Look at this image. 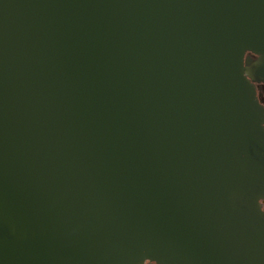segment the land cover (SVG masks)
Listing matches in <instances>:
<instances>
[{
    "label": "water",
    "instance_id": "95a60500",
    "mask_svg": "<svg viewBox=\"0 0 264 264\" xmlns=\"http://www.w3.org/2000/svg\"><path fill=\"white\" fill-rule=\"evenodd\" d=\"M255 72L264 0H0V264H264Z\"/></svg>",
    "mask_w": 264,
    "mask_h": 264
},
{
    "label": "flooded vegetation",
    "instance_id": "af4514ba",
    "mask_svg": "<svg viewBox=\"0 0 264 264\" xmlns=\"http://www.w3.org/2000/svg\"><path fill=\"white\" fill-rule=\"evenodd\" d=\"M254 61H258L259 56L253 53H247ZM254 77H251V80L254 82L257 90V96L260 103L264 106V73L263 72H255ZM143 264H158L152 260H146Z\"/></svg>",
    "mask_w": 264,
    "mask_h": 264
}]
</instances>
